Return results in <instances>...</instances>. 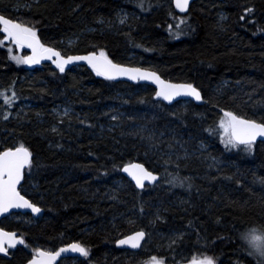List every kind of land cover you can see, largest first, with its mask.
Listing matches in <instances>:
<instances>
[{
	"label": "trees",
	"instance_id": "1",
	"mask_svg": "<svg viewBox=\"0 0 264 264\" xmlns=\"http://www.w3.org/2000/svg\"><path fill=\"white\" fill-rule=\"evenodd\" d=\"M138 5L139 0H0V14L34 26L41 41L63 55L103 48L116 63L192 83L204 101L167 104L151 86L110 81L86 66L62 73L53 63L16 64L9 47L13 54H28L5 41L0 90L9 96L14 90L17 99L11 105L0 101L17 117L0 120V150L23 143L32 152L33 166L20 187L42 214L0 221L5 230L23 234L28 245L10 250L0 264H24L34 247L54 250L72 241L89 247V257L77 264H146L152 256L187 264L201 254L217 264H259L240 234L264 225V141L250 153L226 149L218 120L221 108L264 116V0H196L185 14L171 0ZM121 9L135 13L117 25ZM69 39L75 41L66 45ZM63 104L74 112L58 118L52 111ZM215 158L223 163L214 167ZM133 161L160 173L159 186L137 190L121 173ZM174 176L190 179L184 186L168 183ZM141 229L148 235L139 250L115 247L116 239Z\"/></svg>",
	"mask_w": 264,
	"mask_h": 264
},
{
	"label": "snow or ice",
	"instance_id": "2",
	"mask_svg": "<svg viewBox=\"0 0 264 264\" xmlns=\"http://www.w3.org/2000/svg\"><path fill=\"white\" fill-rule=\"evenodd\" d=\"M171 2L180 12H186L190 4V0H171ZM138 6L143 9L144 0H139ZM253 11L252 7L244 8V12L247 14H251ZM126 18V15L121 16V23L125 22ZM221 19H224V17L222 16ZM240 19L244 20L245 16L241 15ZM180 23L184 24L185 18H181ZM168 27L170 31L173 28L171 24ZM0 32L3 33L0 45L7 41L10 44H14L16 49L27 47L31 50L30 55L22 56L13 54V49L9 47V58L15 61L16 64L34 65L47 59L51 60L56 68L63 73L66 65L75 61H86L97 76H102L107 80L127 77L132 81L153 82L156 85L155 97L162 98L164 101L172 102L174 98L181 96L192 97L196 101L202 100L200 90L192 83H172L162 79L156 71L116 63L109 58L108 53L103 48L98 51H90L86 55H62L59 50L47 46L41 41L34 26L18 22L16 19L6 17L3 14H0ZM176 34H182L179 24L176 26ZM0 97H3L5 104L11 105L17 99V93L12 90L9 96L7 90H0ZM220 112L222 116L218 120V134L221 143L226 149H240L250 153L253 150L254 143L257 141V137H264V116L248 118L246 115L237 114L224 108H221ZM3 118L5 120L8 119V115L5 114ZM113 119H116V117L114 116ZM207 131L212 135L217 134V128L215 127H209ZM32 166L33 154L23 143L0 150V216L10 215V210L12 209H29L33 214L41 212V208L37 203L22 194L20 187L22 180L25 178L26 169ZM122 171L135 181L137 188H144L145 181L157 180L154 172L149 171L140 163L124 164ZM187 179L190 178L179 179L174 176L168 183L175 185L178 182L180 186H184V180ZM229 179H232V177H229ZM261 182L264 183V181ZM237 183H240V181L237 180ZM189 187H191L190 184ZM147 235L148 233L141 229L131 235L116 239L115 243L117 245H127L132 249H139L142 246L141 242ZM240 235L245 242L248 254L258 257L259 264H264V234H260L256 228H252ZM182 236L183 234L181 233L172 238V243H176ZM18 244L28 246L23 234L7 231L4 227H0V253L7 254L9 249L15 248ZM68 252L78 253L86 258L89 257V247L83 242L74 241L64 244L55 250L34 247L27 264H57L58 258ZM146 264H165V261L163 257L152 256ZM187 264H217V262L213 256L201 254L199 257L193 256L192 259L187 261Z\"/></svg>",
	"mask_w": 264,
	"mask_h": 264
},
{
	"label": "water",
	"instance_id": "3",
	"mask_svg": "<svg viewBox=\"0 0 264 264\" xmlns=\"http://www.w3.org/2000/svg\"><path fill=\"white\" fill-rule=\"evenodd\" d=\"M194 1H196V0H190V4H189V7H190V5H191V3L192 2H194ZM173 4V3H172ZM173 6H174V8H175V10L178 12V13H186L187 11H188V9H187V11L186 12H180L176 7H175V5L173 4ZM7 17V16H6ZM24 48H26V50H27V52H28V54L30 55L31 54V50L30 49H28L27 47H24ZM58 50V49H57ZM87 53H80V54H69V55H86ZM65 56H67V55H65ZM50 62H52L51 60H47V59H45V60H42L39 64H45V63H50ZM78 65H84V66H86V67H89L90 69H91V67L87 64V62L86 61H75V62H73L72 64H69V65H66V68L65 69H69V68H71V67H73V66H78ZM128 66H130V65H128ZM134 67H139V66H134ZM143 68V67H142ZM152 71H154V70H152ZM162 78V77H161ZM163 79V78H162ZM165 80V79H164ZM112 81H122V82H130V83H136V82H140V83H144V84H147V85H149V86H152L155 90H156V85L153 83V82H151V81H132V80H130V79H128L127 77H117L116 79H114V80H112ZM167 81V80H166ZM172 83H183V82H172ZM162 101H164L162 98H160ZM178 100H190V101H192V102H194V103H196V104H202L204 101L203 100H201V101H196L194 98H192V97H187V96H181V97H176V98H174V100L172 101V102H175V101H178ZM165 103H172V102H169V101H164ZM264 140V137H257V141L256 142H258V141H263ZM131 163H140V162H137V161H134V162H131ZM140 164H142V163H140ZM144 165V164H143ZM145 166V165H144ZM123 168V167H122ZM122 168H121V172H122V174L133 184V186L137 189V190H142L143 188H137L136 187V185H135V181H133L132 179H131V177L127 174V173H125V172H123L122 171ZM145 168H147L146 166H145ZM148 169V168H147ZM149 171H152V170H150V169H148ZM152 172H154V174L157 176V180L156 181H145V186L147 185V186H152V185H155L158 181H159V179H160V173H158V172H156V171H152ZM18 212H23V213H29V214H31L32 216H33V218H38L41 214H42V209H41V212L40 213H36V214H33V213H31V210H29V209H12V210H10V213L11 214H13V213H18ZM10 214V215H11ZM9 216V214H5L4 216H0V220L1 219H3V218H6V217H8ZM132 233H130V234H128V235H131ZM121 238H123V237H121ZM144 241V240H143ZM143 241L141 242V245H142V243H143ZM18 246H21V245H17L16 247H18ZM115 246L117 247V248H119V249H129V250H133V251H137V250H139V249H132V248H130L129 246H127V245H117L116 243H115ZM0 256H7V254H4V253H0ZM71 256H80L78 253H73V252H68V253H64V254H62L61 255V257H59L58 258V261L61 259V258H65V257H71ZM25 264H27V262L25 263Z\"/></svg>",
	"mask_w": 264,
	"mask_h": 264
},
{
	"label": "rangeland",
	"instance_id": "4",
	"mask_svg": "<svg viewBox=\"0 0 264 264\" xmlns=\"http://www.w3.org/2000/svg\"><path fill=\"white\" fill-rule=\"evenodd\" d=\"M15 4H16V2H14ZM24 6H27V3H22V5L20 6V7H24ZM14 10L16 11V10H18L17 9V7L16 8H14ZM135 12L134 11H126V10H123V9H121V10H119L118 12H117V14H116V17H115V22H116V24L117 25H120V24H122L121 23V16H124V15H126V17L128 18V16L129 15H131V14H134ZM221 17H222V15H219V19L220 20H222L221 19ZM224 17V16H223ZM127 18H126V20H127ZM125 20V21H126ZM75 41V39H69L67 42H66V45H69L70 43H73ZM31 74L30 73H28V76H30ZM71 112H74L73 111V108L71 107V105L70 104H63V105H59V106H57L55 109H53V111H52V113L54 114V115H56L58 118H62V117H64V116H66L67 114H69V113H71ZM5 114H7L8 115V118L10 117V118H15V117H17V112H11V114L9 113V111H8V109L6 108V107H4V106H2L1 105V101H0V120H3L4 118V115ZM15 145V144H14ZM13 146V145H12ZM200 146L201 147H203V144H201L200 143ZM223 163V161L221 160V159H219V158H215V159H213V164H215V165H213L214 167L215 166H219V165H221ZM159 186V184L157 185V187ZM21 219V217H19V216H16V215H10L9 217H8V220H20Z\"/></svg>",
	"mask_w": 264,
	"mask_h": 264
},
{
	"label": "flooded vegetation",
	"instance_id": "5",
	"mask_svg": "<svg viewBox=\"0 0 264 264\" xmlns=\"http://www.w3.org/2000/svg\"><path fill=\"white\" fill-rule=\"evenodd\" d=\"M10 254L8 253L7 256L2 257V258H9ZM84 257L82 256H72V257H66V258H61L59 261H57V264H77L80 259Z\"/></svg>",
	"mask_w": 264,
	"mask_h": 264
},
{
	"label": "clouds",
	"instance_id": "6",
	"mask_svg": "<svg viewBox=\"0 0 264 264\" xmlns=\"http://www.w3.org/2000/svg\"><path fill=\"white\" fill-rule=\"evenodd\" d=\"M252 228H256L258 233L264 234V225H254ZM252 228H250V229H252Z\"/></svg>",
	"mask_w": 264,
	"mask_h": 264
}]
</instances>
